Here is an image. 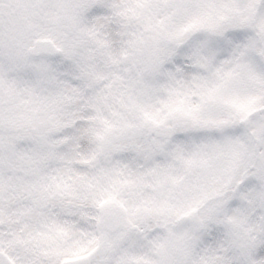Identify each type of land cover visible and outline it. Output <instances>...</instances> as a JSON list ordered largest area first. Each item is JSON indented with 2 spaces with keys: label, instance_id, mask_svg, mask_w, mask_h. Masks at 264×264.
<instances>
[{
  "label": "snow or ice",
  "instance_id": "1",
  "mask_svg": "<svg viewBox=\"0 0 264 264\" xmlns=\"http://www.w3.org/2000/svg\"><path fill=\"white\" fill-rule=\"evenodd\" d=\"M0 264H264V0H0Z\"/></svg>",
  "mask_w": 264,
  "mask_h": 264
}]
</instances>
